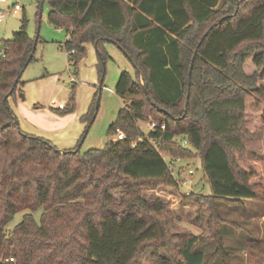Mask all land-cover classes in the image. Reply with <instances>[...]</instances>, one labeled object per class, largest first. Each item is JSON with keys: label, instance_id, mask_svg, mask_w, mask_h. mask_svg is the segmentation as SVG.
<instances>
[{"label": "trees", "instance_id": "obj_1", "mask_svg": "<svg viewBox=\"0 0 264 264\" xmlns=\"http://www.w3.org/2000/svg\"><path fill=\"white\" fill-rule=\"evenodd\" d=\"M43 1L49 23L66 32L61 48L72 66L99 38V78L105 38L129 59L133 74L120 72L114 92L124 102L108 127L124 137L60 152L19 127L4 96H15L18 73L34 57L35 39L21 20L0 55V264H138L147 242L166 237L170 225L160 218L162 205L138 186L176 185L172 160L194 153L209 185L206 204L264 203L246 149L264 124V0ZM95 111L94 100L84 120ZM149 117L157 128L142 132L136 121ZM119 188L124 195L115 202ZM215 234L219 257L211 264H231ZM200 244L196 234L181 233L175 264H207ZM245 248L248 264H264V220L261 236L247 237Z\"/></svg>", "mask_w": 264, "mask_h": 264}, {"label": "rangeland", "instance_id": "obj_2", "mask_svg": "<svg viewBox=\"0 0 264 264\" xmlns=\"http://www.w3.org/2000/svg\"><path fill=\"white\" fill-rule=\"evenodd\" d=\"M39 1L7 0L2 5L7 9V5L16 2L21 8L16 14H8L0 22V49L2 40L12 37L21 20L25 23L28 36L33 40L37 37L33 60L20 75L22 84L15 93V115L20 123L35 128L38 137L48 140L56 148L65 149L58 144L68 143L70 140L67 137L78 135L83 126V132L86 133L80 143V151L101 148L110 139H115V134L108 131V127L124 102L114 92V85L123 69L133 74V67L116 44L102 42V49L107 56L100 86V78H97L98 58L93 46L88 45L76 67L72 66L61 48L66 39L64 28L49 23L48 3L43 1L39 4ZM52 100L56 103L63 102L65 108L53 107ZM94 100L96 111L92 121L87 122L83 116ZM150 118L136 121L142 132H146ZM246 149L249 152L248 162L256 172L251 181H259L264 185V124L256 125L253 135L246 140ZM161 155L169 162L168 152L161 151ZM199 160L198 153L187 159L172 160L171 169L177 179L176 185L138 186L139 193L147 201L156 200L162 205L160 218L166 217L170 222L166 237L160 241H148L139 252L138 264H160L158 259L166 264H175L174 257L177 255L178 237L181 233L196 234L200 243L202 242L200 247L205 252L207 264L215 263L219 257L215 253L217 229L230 253V263L248 264L245 239L249 236H261L264 203L244 199L238 204L222 201L218 205L214 203L209 206L202 196L209 193V185ZM189 169L193 172L188 173ZM123 193L120 188L113 190V200L117 202ZM257 194L264 197L261 190H257ZM23 213L16 212L8 227L19 222ZM38 213L39 211L34 213V216L38 217Z\"/></svg>", "mask_w": 264, "mask_h": 264}, {"label": "built area", "instance_id": "obj_3", "mask_svg": "<svg viewBox=\"0 0 264 264\" xmlns=\"http://www.w3.org/2000/svg\"><path fill=\"white\" fill-rule=\"evenodd\" d=\"M7 0H0V22L4 21L6 16L9 14V13H17L21 6L16 3V2H13L12 4H9L7 5V9L3 8V4L6 3ZM0 55H2V50L0 49ZM51 105L52 106H55L57 108H64L65 107V104L63 102H55L54 100L51 101ZM157 128V124L152 121V120H149L147 121V129H155ZM159 128L160 129H164V124L162 123L161 125H159ZM124 137V133L122 130L120 129H116V133H115V139H121ZM181 144H186V140L183 139L181 142ZM180 158H175L174 160L175 161H178ZM193 170L192 169H189L188 170V173H192ZM185 179V178H184ZM5 260H8V261H13V258L12 257H8V258H5Z\"/></svg>", "mask_w": 264, "mask_h": 264}, {"label": "crops", "instance_id": "obj_4", "mask_svg": "<svg viewBox=\"0 0 264 264\" xmlns=\"http://www.w3.org/2000/svg\"><path fill=\"white\" fill-rule=\"evenodd\" d=\"M9 14L13 15V13H9ZM15 14H16V13H15ZM35 38H37V37H35ZM105 41H106V40H105ZM109 42H111V41H109ZM88 45L93 46V43H87V44L85 45V47H87ZM93 48H94V46H93ZM94 50H95V49H94ZM95 53H96V51H95ZM96 55H97V58H98V54H97V53H96ZM66 57H67V56H66ZM97 78L99 79V77H98V73H97ZM98 82H99V81H98ZM22 96H23V95H22ZM7 100H8V103H9V107L11 108L12 112H13L14 115H15V112H14V106L17 104V99H16V97L14 96V98H13L12 96H8V97H7ZM53 107H55V106H53ZM55 108H57V107H55ZM15 117H16V115H15ZM16 119H17V117H16ZM17 121H18V119H17ZM18 125H19V127H20L24 132L29 133V134H32V135H35V136H39V135L37 134V132H36V129L33 128L32 126H28V125H26V124H24V123H20L19 121H18ZM83 129H84V126H83L82 130H80V132L78 133V135H76V136H74V137H67L68 140H70L68 143H65V144H58V145H59L61 148H65V149L74 147V146L77 144L78 140H80V137H81V135H82ZM81 142H82V141H81ZM199 161H200V160H199Z\"/></svg>", "mask_w": 264, "mask_h": 264}, {"label": "water", "instance_id": "obj_5", "mask_svg": "<svg viewBox=\"0 0 264 264\" xmlns=\"http://www.w3.org/2000/svg\"><path fill=\"white\" fill-rule=\"evenodd\" d=\"M219 21H220V19H218L214 24H216V23L219 22ZM100 39H101V38L96 39V40L93 42V46H94V49H95L96 53L101 57L102 53H101L100 49L98 48V42H99ZM105 40H106V41H111V40L108 39V38H105ZM111 42H112V41H111ZM35 45H36V38H35V43H34L33 50H35ZM194 53H195V52H194ZM102 63L104 64V62H102ZM22 70H23V69H21L20 72L18 73V76H17L16 80H17V79L19 78V76L21 75ZM101 83H102V78H100V83H99L100 86H101ZM14 84H15V82H14ZM11 90H12V88L10 89V91H11ZM21 96H22V94H21ZM6 99H7V95L4 96V100H6ZM16 121H17V119H16ZM17 122H18V121H17ZM83 137H84V135L81 137V141H82ZM80 143H81V142L77 143V145H76V147H75V149H74L73 151L77 150V149L80 147ZM57 150L60 151V152H64V149H59V148H57Z\"/></svg>", "mask_w": 264, "mask_h": 264}]
</instances>
